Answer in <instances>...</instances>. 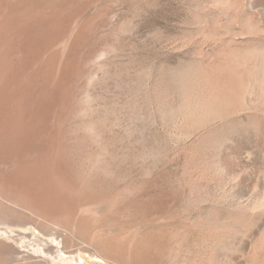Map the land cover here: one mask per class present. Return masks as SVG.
I'll list each match as a JSON object with an SVG mask.
<instances>
[{
	"label": "rangeland",
	"instance_id": "rangeland-1",
	"mask_svg": "<svg viewBox=\"0 0 264 264\" xmlns=\"http://www.w3.org/2000/svg\"><path fill=\"white\" fill-rule=\"evenodd\" d=\"M6 1L28 16L0 19V178L27 183L0 264H264V94L227 55L264 32L217 0Z\"/></svg>",
	"mask_w": 264,
	"mask_h": 264
},
{
	"label": "bare ground",
	"instance_id": "bare-ground-1",
	"mask_svg": "<svg viewBox=\"0 0 264 264\" xmlns=\"http://www.w3.org/2000/svg\"><path fill=\"white\" fill-rule=\"evenodd\" d=\"M218 1V4H222V5H225V3H226V6H227V10L229 11V12H227V14H226V16H227V18H228V24L226 25V30H227V32H228V34L229 35H231L233 38H234V36H236V35H249V36H252L250 39H255V38H258L260 35H262V33L264 32V0H229L228 2H226V0H217ZM8 1H6V0H0V19H1V23L3 24V25H8V24H13V23H20V21L22 22V20L23 19H25V18H23V17H27V16H23V17H21V16H19L20 15V9H18V8H16V5L15 6H13V5H11L12 7H8L7 6V3ZM18 3H20V0L18 1ZM17 3V4H18ZM12 4V3H11ZM21 4V3H20ZM9 5V4H8ZM23 6H24V4H23ZM21 7V6H20ZM22 8V7H21ZM250 11L251 12V15H254L255 14V16H257L259 19H256V18H254V16H245L247 13H250V12H247L246 13V11ZM31 11V10H30ZM22 13V12H21ZM27 13V12H26ZM253 13V14H252ZM22 14H24V13H22ZM242 17H244V19H242ZM30 18V17H29ZM28 18V19H29ZM27 20V19H26ZM30 21V20H29ZM37 21V20H36ZM24 22V21H23ZM22 24V23H21ZM235 24H239V29H237L236 28V26H235ZM7 27V26H6ZM10 27V26H9ZM8 28V27H7ZM11 28H13V27H11ZM16 29V28H15ZM39 29V28H38ZM17 30H18V28H17ZM5 31V30H4ZM14 32H17V31H14ZM31 34V33H30ZM34 34V33H33ZM14 35V34H13ZM33 36V35H32ZM230 36V37H231ZM258 36V37H257ZM30 37V36H29ZM231 37V38H232ZM263 37V36H262ZM6 39V38H5ZM260 39H262L261 37H260ZM1 40V39H0ZM264 40V39H263ZM253 41V40H252ZM252 41H250L248 44H247V46L246 47H238V46H232V47H230V50H229V53L227 54L228 55V63L231 65V67L233 68V70L235 71V73H236V76H237V80L241 83V84H244V91L246 92V93H248L249 95H251V96H255V95H259V96H261V97H259V98H262V94H264V92H262V91H264V43H252ZM6 43V42H5ZM4 48V47H3ZM39 69V68H38ZM9 79V78H8ZM12 81V80H11ZM15 83V82H14ZM243 88V87H242ZM14 94V93H13ZM14 96V95H13ZM17 96V95H16ZM16 96H14L16 99L18 98V97H16ZM22 97V96H21ZM8 98V97H7ZM256 98H258V97H256ZM11 99H12V97H11ZM10 99V100H11ZM14 99V98H13ZM16 99H15V102H16ZM19 99V98H18ZM213 100V99H212ZM212 100H210V98L208 97V98H206V100L204 99V102L206 103V105L205 106H207V108H206V111L204 112V113H206V115H211V116H214L215 114H216V111H214L213 112V108H215V107H213L212 106ZM221 100V99H220ZM259 100V99H258ZM7 101V100H6ZM21 101V100H20ZM9 102V101H8ZM13 102V101H12ZM203 102V101H202ZM262 102V101H261ZM7 103V102H6ZM17 103V102H16ZM200 102H198V108H196V109H198V110H200V112H201V110H202V105H201V103L199 104ZM5 103H3V105H4ZM18 104V103H17ZM19 104H20V102H19ZM203 104V103H202ZM7 105H8V103H7ZM9 105H11L10 103H9ZM20 105H22V104H20ZM214 105V104H213ZM2 106V105H1ZM6 106V105H5ZM12 106H14V105H12ZM15 106H16V104H15ZM37 106V105H36ZM190 106V105H189ZM8 108H10L9 106H7ZM17 107H18V105H17ZM1 108H3V106L1 107ZM1 108H0V110H1ZM16 108V107H15ZM20 108V107H19ZM18 108V109H19ZM26 108V107H25ZM6 109V108H5ZM5 109H2V110H5ZM11 109V108H10ZM9 109V110H10ZM13 109V108H12ZM17 109V108H16ZM15 109V110H16ZM21 109V108H20ZM19 109V110H20ZM216 109V108H215ZM2 110H1V113H2ZM7 110V109H6ZM18 110V111H19ZM22 110V109H21ZM8 111V110H7ZM7 111H4V112H7ZM14 111V110H13ZM4 112L2 113V114H4ZM10 112V111H9ZM20 112V111H19ZM8 113V112H7ZM10 113H12V112H10ZM18 113V112H17ZM9 114V113H8ZM14 114H16L15 112H14ZM21 114H22V111H21ZM9 115H11V114H9ZM20 115V114H19ZM23 115V114H22ZM17 116V115H16ZM21 116V115H20ZM19 116V117H20ZM15 117V116H14ZM22 117V116H21ZM5 118V117H4ZM24 118V117H23ZM22 118V119H23ZM1 119H2V117H1ZM21 119V120H22ZM25 119V118H24ZM6 120V119H5ZM9 120V119H8ZM14 120V119H13ZM13 120H11L13 123H14V121ZM2 121H3V119H2ZM34 121H35V118H34ZM7 122V121H6ZM16 122V121H15ZM25 122L26 121H24V125H25ZM11 123V122H10ZM17 123H19L20 124V122H17ZM4 124V123H3ZM12 124V123H11ZM19 124H18V126H19ZM34 125V124H33ZM37 125V124H36ZM35 125V126H36ZM3 126V125H2ZM6 126V125H5ZM5 126H3V127H5ZM12 126V125H11ZM17 126V125H16ZM21 126V125H20ZM2 128V127H1ZM14 128H16V127H13V129ZM31 128H33V129H36V134H37V128L35 127H31ZM21 129V128H20ZM32 129V130H33ZM7 129H5V131H6ZM9 130V129H8ZM12 130V129H11ZM16 130L18 131V127L16 128ZM15 130V132H17ZM24 130V128L23 129H21V131H23ZM4 131V130H3ZM4 131V132H5ZM20 131V130H19ZM18 131V132H19ZM20 131V132H21ZM8 132V131H7ZM35 132V131H34ZM34 132H31V134L32 133H34ZM10 133H12V131L10 132ZM23 134H24V132H22ZM17 134V133H16ZM20 134V133H19ZM25 134L27 135V132L25 131ZM35 134V133H34ZM2 133H1V137H2ZM11 135H13V134H11ZM22 135V134H21ZM7 136V135H6ZM15 136V135H14ZM34 135L32 134V137H33ZM37 136V135H36ZM17 137V136H16ZM21 137V136H20ZM19 137V138H20ZM22 137H23V135H22ZM25 137V136H24ZM23 137V138H24ZM37 138V137H36ZM35 138V139H36ZM3 139H5V138H3ZM8 139V138H7ZM6 139V140H7ZM10 139V138H9ZM21 140V139H20ZM26 140V138H24L23 139V141H25ZM37 140V139H36ZM3 141H5V140H3ZM13 142H14V140H13ZM21 142H22V140H21ZM31 142H32V140H31ZM6 143V142H5ZM9 143H10V140H9ZM12 143V142H11ZM23 143V142H22ZM13 144V143H12ZM15 144V143H14ZM19 144H21V143H19ZM31 144V143H30ZM18 145V144H17ZM7 146H8V144H7ZM21 145H19V148H22V147H20ZM29 146H31V145H29ZM34 146V145H33ZM32 146V147H33ZM35 148H37V147H35ZM34 148H31V150H33ZM36 150H38V148L36 149ZM36 150H35V152H36ZM19 151V150H18ZM24 151V150H23ZM34 152V153H35ZM38 152V151H37ZM31 153V152H30ZM39 153V152H38ZM32 155L31 156H33V153H31ZM24 155V154H23ZM37 155V154H36ZM39 156V155H38ZM24 157H25V155H24ZM26 158V157H25ZM24 158V159H25ZM34 159H35V157H34ZM33 159V161H35ZM29 160H31V159H29ZM38 160V157H36V162H31L30 164H28L27 165V169L30 171V173H31V171H32V173H33V170H34V172L36 173V170H37V167L39 168V166H38V164H39V162L37 161ZM40 160V159H39ZM38 162V163H37ZM41 164V163H40ZM22 165V164H21ZM25 168V167H24ZM23 169V168H22ZM39 170H40V168H39ZM25 171V173H26V170H24ZM29 172H27V174H28ZM40 173V172H39ZM20 174V173H19ZM21 175V174H20ZM24 175H26V174H24ZM23 175V176H24ZM30 175V174H29ZM19 176V175H18ZM17 176V177H18ZM31 176V175H30ZM17 177H15V178H13L12 180H4V179H2V178H0V200L1 201H14L16 198H14V196H15V194H17V193H19V194H21V195H24V194H26L25 192H26V189H25V182L27 183V181H22V180H19ZM21 177V176H20ZM27 177V176H26ZM25 176H24V178H26ZM33 177H35L36 178V176H33ZM33 177H32V179H33ZM21 178H23V177H21ZM24 178H23V180H24ZM29 178V177H28ZM31 178V177H30ZM38 177H37V180H36V182H32L31 181V183H33L35 186L34 187H36L37 186V188H38V190H39V187H40V185H39V187H38V185L36 184L37 183V181H38ZM29 181V180H28ZM35 181V180H34ZM28 183H30V181L28 182ZM55 185V184H54ZM32 186H30V188H31ZM45 189V188H44ZM31 190V189H30ZM33 190H34V188H32V198H30L29 197V199H32L31 200V205H30V202H29V204H27V206L28 205H30V207L31 208H34V210L32 209L31 211H30V209L28 210V211H30V212H32V211H35V209H37V207H38V204H39V198H38V196L39 195H37L36 194V192H34L33 193ZM37 190V189H36ZM35 190V191H36ZM41 191V190H40ZM19 194H18V196H19ZM29 194V193H28ZM43 195V194H42ZM26 196H28V195H26ZM16 197H17V195H16ZM19 199H21L20 198V196H19ZM19 201H24V200H19ZM19 201H18V205H19ZM27 201H29V200H27ZM26 202V201H25ZM41 202V201H40ZM5 203H7V202H5ZM9 203V202H8ZM12 203V202H11ZM16 203V202H15ZM14 203V204H15ZM43 203V202H42ZM4 203L2 202L1 203V205H3ZM26 203H24V205H25ZM0 205V206H1ZM5 205V204H4ZM7 206H8V204H6ZM16 205H17V203H16ZM23 204H21V206H22ZM26 206V205H25ZM41 206V205H40ZM4 207V209H5V206H3ZM39 209V208H38ZM40 210V209H39ZM37 211L39 214H40V211ZM35 211V212H36ZM1 213V212H0ZM21 213V212H20ZM19 213V214H20ZM34 213V212H33ZM3 214V213H2ZM23 216V215H22ZM21 216V217H22ZM1 217V216H0ZM5 217V216H4ZM28 217V216H27ZM26 217V218H27ZM6 218V217H5ZM23 218H25L24 216H23ZM7 219H8V216H7ZM21 220V219H20ZM23 220V219H22ZM25 220V219H24ZM24 220H23V222H24ZM46 221V220H45Z\"/></svg>",
	"mask_w": 264,
	"mask_h": 264
}]
</instances>
